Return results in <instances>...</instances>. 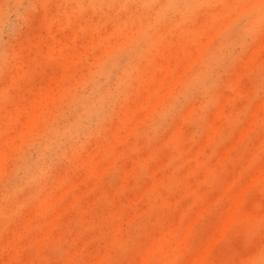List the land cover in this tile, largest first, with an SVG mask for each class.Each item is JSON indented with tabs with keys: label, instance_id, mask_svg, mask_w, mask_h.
Masks as SVG:
<instances>
[{
	"label": "rangeland",
	"instance_id": "obj_1",
	"mask_svg": "<svg viewBox=\"0 0 264 264\" xmlns=\"http://www.w3.org/2000/svg\"><path fill=\"white\" fill-rule=\"evenodd\" d=\"M232 2L0 0V264L264 262V37Z\"/></svg>",
	"mask_w": 264,
	"mask_h": 264
},
{
	"label": "snow or ice",
	"instance_id": "obj_2",
	"mask_svg": "<svg viewBox=\"0 0 264 264\" xmlns=\"http://www.w3.org/2000/svg\"><path fill=\"white\" fill-rule=\"evenodd\" d=\"M166 7L172 9L181 6L169 4ZM224 7L229 9L233 15L237 16L236 22L227 33L228 35L248 38L258 30L261 37H264V0H234V2L224 5ZM145 50V46L142 45L137 51L138 54L143 55ZM9 74L10 65L7 59H5L4 63L0 65V80H3V83H0V88L11 87L6 79ZM261 234L264 235V222L261 224ZM49 264H69V262L58 260L49 262ZM71 264H79V262L74 261ZM240 264H247V262L242 261Z\"/></svg>",
	"mask_w": 264,
	"mask_h": 264
},
{
	"label": "bare ground",
	"instance_id": "obj_3",
	"mask_svg": "<svg viewBox=\"0 0 264 264\" xmlns=\"http://www.w3.org/2000/svg\"><path fill=\"white\" fill-rule=\"evenodd\" d=\"M180 8H181V7H180ZM156 88H157V87H156ZM164 91H165V90H164ZM45 100H46V99H45ZM145 103H146V102H145ZM43 108H44V107H43ZM152 108H153V107H152ZM152 111H153V110H152ZM32 118H33V117H32ZM231 212H232V213H231L230 215L233 214V218H234V219H236V218H238V217L240 216V214L238 213L239 211H238L237 209H236V210H233V211H231ZM231 218H232V217H231ZM232 220H233V219H230V222H233ZM236 220H237V219H236ZM234 221H235V220H234ZM228 222H229V221H228ZM229 224L231 225L232 223H229ZM229 224H228V225H229ZM230 225H229V226H230ZM203 261H204V259L202 260V262H203ZM144 262H145V261H144ZM144 262H143V263H144ZM202 262H201V260H200V263H202ZM200 263H199V264H200Z\"/></svg>",
	"mask_w": 264,
	"mask_h": 264
}]
</instances>
